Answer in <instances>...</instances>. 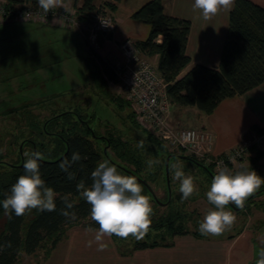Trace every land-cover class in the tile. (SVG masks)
<instances>
[{
  "label": "trees",
  "instance_id": "obj_1",
  "mask_svg": "<svg viewBox=\"0 0 264 264\" xmlns=\"http://www.w3.org/2000/svg\"><path fill=\"white\" fill-rule=\"evenodd\" d=\"M3 1L8 8L13 9L24 4L39 6L37 0ZM76 1L78 0H73V2ZM80 1L81 6L76 10L79 16L77 17L87 20L88 14L95 9V0ZM163 2L164 0H151L133 13L132 19L149 25L150 32L144 41L132 43L144 58L157 57L155 68L166 85L170 105L195 108L204 115H210L223 100L243 95L264 83V8L249 0H235L229 14L228 31L218 65L216 67L199 64L190 66L191 60L186 54L189 23L166 15ZM105 6L109 10L114 9L110 4ZM160 37L161 41L158 42ZM85 44L98 61L100 76L113 82L111 64L102 59L87 42ZM117 105L130 110L126 100H122V104L117 103ZM64 113L62 116H58L62 113H54L49 119L32 115L30 109L14 114L21 123H26L25 126H21L18 133L13 134L16 144H23L22 155L25 152L40 151L44 156L40 162V170L42 179L58 193L55 211L40 212L33 209L19 217L13 212L12 218L9 219L2 207V201L7 194H10L11 186L18 177L24 174L23 164L26 157L23 156V164L19 167L22 162L19 148L12 150L6 147L8 153L3 154L4 136L0 138V220L3 223L0 229V264H17L19 258L39 254L43 256V259L48 258L56 245L65 238L67 231L74 226L81 225L87 229L98 230L99 225L90 216L91 205L80 196L76 185L83 179L86 186H90L91 172L105 159L115 164L122 174L129 175L124 169L131 171L149 186L160 179L163 181L162 187L165 188L163 203L166 205L160 206L154 202L151 194L141 184L142 194L149 196L152 203L154 213L152 225L148 234L140 240L132 236L127 239L111 236L118 246L123 243L126 247L131 245L133 251L141 250L168 245L169 242H165V239L170 241L175 236L190 233L187 225L193 221L192 212L186 209V200L181 199L182 194L178 190L179 182L174 183L173 178H169V196L164 173L165 159L173 155L169 161V175L172 171L170 164L179 162L180 165L189 164L200 170L208 179L207 181L211 182L213 179L211 174L216 175L212 168L205 167L192 155H187L184 150L168 151L154 135L138 125L132 111L129 114V129L135 133L140 130L144 135L138 134L127 141L109 136L102 138L105 142L95 138L98 134L89 125L90 121L84 118L88 117V114L79 113L77 110ZM89 117L93 118L92 115ZM131 123L136 125L134 129ZM250 130L256 135L264 134V129L260 130L257 126H251ZM30 136L33 138L27 142L25 139ZM41 136L46 140L40 138ZM131 140L134 142L131 143ZM140 140L145 142L143 148L137 146ZM106 145L110 152L104 153L103 149ZM77 151L81 154L82 160L74 164L71 169L76 174V179L69 180L67 174L62 172L58 165L65 157L70 158L71 154ZM258 155L257 158H261L260 152ZM6 156L14 161L11 164L3 162ZM149 160H159V163L149 168L147 163ZM197 164L206 169L199 168ZM174 185L177 191L174 190ZM69 193L74 204L73 211L77 215L75 220L61 215V209L64 208L62 197ZM253 198L250 197L245 202L243 209L248 207ZM160 209L163 210L160 212ZM193 234L196 236L199 233Z\"/></svg>",
  "mask_w": 264,
  "mask_h": 264
},
{
  "label": "crops",
  "instance_id": "obj_2",
  "mask_svg": "<svg viewBox=\"0 0 264 264\" xmlns=\"http://www.w3.org/2000/svg\"><path fill=\"white\" fill-rule=\"evenodd\" d=\"M149 1L151 0L94 1L95 9L109 16L113 25L111 33L97 35V42L93 49L102 59L113 65V61L120 59L117 49L120 42L147 39L150 32L149 25L133 20L132 15ZM249 1L264 8V0ZM106 4L112 5L114 9L109 10ZM193 4L194 0H164V13L189 23L186 54L191 60L190 66L199 64L216 67L228 31L229 14L234 5L230 10L221 9L215 16L205 20L200 10H194ZM80 6V0L76 2L60 0V5L54 9L65 10L76 16L79 22L78 27H81L76 30L85 42L93 21L90 17L91 13L88 14L87 20L78 18L76 10ZM12 23L23 25L26 31L32 34L41 32L40 34L44 37L47 35L52 37V34L70 36L74 28L62 27L63 25L59 27L60 25L51 23L29 22L33 29L28 28V23L13 19L0 20V28ZM160 41L161 37L158 39V42ZM146 60L156 66L157 57ZM194 109L170 105L168 124L174 128H194L209 132L213 137L212 154L219 156L229 153L240 144L244 136L248 134L254 136L255 133L250 130L251 126H257L260 130L264 129V83L243 95L223 100L210 115H203ZM247 164L244 162L233 171L255 170L254 165L246 166ZM260 204L248 205L243 211L246 219H236L237 226L229 233H223L220 236L201 234L195 236L193 233L196 232L189 230L188 235L173 237L168 245L134 251L131 250L130 245L124 253L119 252L118 245L111 237L103 236L97 240L98 230L87 229L81 225L77 228L72 227L67 231V235H74V242L65 243L68 253L65 255L64 262L67 261V264H256L260 250L264 249V211L259 209ZM253 208L255 212L252 213ZM64 239L67 240L66 236ZM59 243L53 252L57 250Z\"/></svg>",
  "mask_w": 264,
  "mask_h": 264
},
{
  "label": "rangeland",
  "instance_id": "obj_3",
  "mask_svg": "<svg viewBox=\"0 0 264 264\" xmlns=\"http://www.w3.org/2000/svg\"><path fill=\"white\" fill-rule=\"evenodd\" d=\"M28 24V28H33L31 23ZM78 26L73 28L74 31L71 30L73 33L70 36L52 34V37L51 35L44 37L40 34L41 32H38V34L27 32L25 27L19 23H12L0 28V138L4 136L3 154L8 153L6 147H10L12 150L20 149V147L22 149L23 144L17 145L13 134L18 133L21 126H25L26 123H21L14 114L28 109L31 110L32 115L39 116L41 119H49L54 113L73 110L88 114V117L84 118L90 121L91 128L103 137L113 136L127 141L138 134L144 135L139 130L140 127L137 128L138 133L129 129L128 121L130 122L129 114L131 111L117 105V103L122 104V100L125 101L124 91L115 81L111 82L100 76L98 61L76 30L81 29ZM90 35L85 38L89 46L90 39L88 40V38H90ZM116 62L113 61V64ZM90 115L93 118H90ZM134 126L136 125L131 123L132 129H134ZM259 136L256 134L254 136L250 134L244 136L235 148L240 145L247 148L242 157L234 164L227 165L228 169L233 171L238 165L245 162L248 163L246 166L254 165L257 174L264 178V138L257 140ZM30 138L33 137L30 136L25 140L30 142ZM40 138L46 140L43 136ZM133 142L134 140H131V143ZM163 145L166 149H171L170 146L169 148L167 145ZM106 152H110L108 148H106ZM258 152L261 153V158H257L259 157ZM249 153L251 154L249 155ZM3 160L8 164L14 161V159L7 156ZM181 166L186 175H192L195 178V183L199 187L198 194L194 193L191 196L193 200H186V209L192 212L193 215V221L189 222L187 227L188 230L201 234L199 223L202 222L207 212L214 208V205L210 204L206 197L211 182L207 181L208 179L205 178L204 174L195 167L189 164H181ZM169 178H173L174 183L179 182L174 178L173 170ZM162 183L163 181L159 179L154 184H150L154 195L161 203L165 199V188L162 187ZM200 184H202L201 187ZM173 188L177 191L175 185ZM261 190H264V184L258 191ZM263 196L264 193L255 196L249 205L261 203V207L258 208L264 211ZM246 209L247 207L243 211ZM161 210L163 209L159 211L161 212ZM226 210L231 209L227 206ZM252 210V213L255 212V208ZM231 211L237 219H246L243 211ZM249 214L251 215V213ZM2 225L3 223L0 220V229ZM235 226H237L236 223L224 233L231 232L232 229L236 228ZM74 227L77 228L80 225ZM74 237V235L69 236L66 233L67 240L61 241L57 250L48 258L43 259V256L39 254L19 258L17 264H67V261L64 262L65 255L68 253L65 243H73ZM157 238L159 240L160 237ZM165 242L168 243L169 241L165 239ZM118 247L120 253H124L127 248L123 243H120Z\"/></svg>",
  "mask_w": 264,
  "mask_h": 264
},
{
  "label": "clouds",
  "instance_id": "obj_4",
  "mask_svg": "<svg viewBox=\"0 0 264 264\" xmlns=\"http://www.w3.org/2000/svg\"><path fill=\"white\" fill-rule=\"evenodd\" d=\"M39 7L47 14L60 5V0H37ZM235 0H194L193 8L201 11L205 20L215 16L221 9L230 10ZM195 138V133H189ZM144 140L138 142V147H144ZM23 164L24 174L20 175L11 186L10 194L2 201V207L9 219L11 213L17 217L33 209L40 212L56 210L58 193L42 179L41 164L44 159L40 151L25 152ZM82 160L81 154L73 152L71 157H65L59 163V169L67 174L69 180L76 179L71 171L74 164ZM149 168L158 164L159 160L147 161ZM174 170V178L179 181L181 199L187 200L194 193L198 194L199 187L192 175H186L179 162L170 164ZM92 183L86 186L81 179L77 185L80 196L91 205V219L99 225L96 239L113 235L127 239L129 236L137 240L143 239L152 225L153 207L149 196L142 194L143 186L135 176L122 174L120 169L105 159L91 172ZM264 184V178L255 170H239L233 172L227 167L221 168L213 177L207 200L214 205L199 223L201 235L220 236L230 229L236 221L231 210H226L229 204L237 209H243L245 202L252 197ZM71 193L62 197L64 208L61 215L75 220L74 204L70 199ZM256 264H264V249L259 252Z\"/></svg>",
  "mask_w": 264,
  "mask_h": 264
},
{
  "label": "built area",
  "instance_id": "obj_5",
  "mask_svg": "<svg viewBox=\"0 0 264 264\" xmlns=\"http://www.w3.org/2000/svg\"><path fill=\"white\" fill-rule=\"evenodd\" d=\"M93 25L88 30L90 47L96 45L98 34H108L113 31L111 18L94 9L91 14ZM13 19L22 22H40L77 27L78 19L65 10L51 9L45 14L41 7L20 5L8 8L4 1L0 2V20ZM120 59L111 65L114 80L121 86L130 110L135 116L138 125L145 131L154 135L161 143L170 146V152L184 150L192 155L205 167L218 173L221 168L234 164L242 157L247 147L240 145L233 151L214 156L211 152L213 137L205 131L194 129H181L168 124L170 103L166 94V85L160 78L155 66L149 63L129 40L122 41L117 46ZM189 133H195V138ZM262 140L264 134L257 137ZM169 147V148H170Z\"/></svg>",
  "mask_w": 264,
  "mask_h": 264
},
{
  "label": "water",
  "instance_id": "obj_6",
  "mask_svg": "<svg viewBox=\"0 0 264 264\" xmlns=\"http://www.w3.org/2000/svg\"><path fill=\"white\" fill-rule=\"evenodd\" d=\"M65 113H62L61 115H58V116H62V115H64ZM102 138H104V137H102ZM107 147H108V145H107ZM106 147V148H107ZM106 148H104V153H106ZM19 152H20V155H21V164L19 165V167H21L22 166V164H23V157H22V154H21V147H20V149H19ZM67 152V151H66ZM65 152V153H66ZM173 155H169V156H167L166 157V159H165V163H164V173H165V179H166V185H167V190H168V194H169V196H170V188H169V161H170V159H171V157H172ZM197 166L199 167V168H201V169H203V170H205L206 168L205 167H203V166H201L200 164H197ZM129 175H131V176H135L131 171H128V170H126V169H124ZM211 174V173H210ZM137 179H138V181L148 190V192L151 194V196H152V198H153V200H154V202L156 203V204H158V205H160V206H164V205H166V203H161L157 198H156V196L154 195V193H153V191H152V189L150 188V186L147 184V183H145L143 180H141L139 177H137V176H135ZM211 177L213 178L214 177V175L213 174H211ZM264 192V190H261V191H258V192H256L251 198H253V197H255V196H257V195H259V194H261V193H263ZM228 207L231 209V210H233V211H235V212H241V211H243V209H237L233 204H229L228 205Z\"/></svg>",
  "mask_w": 264,
  "mask_h": 264
},
{
  "label": "flooded vegetation",
  "instance_id": "obj_7",
  "mask_svg": "<svg viewBox=\"0 0 264 264\" xmlns=\"http://www.w3.org/2000/svg\"><path fill=\"white\" fill-rule=\"evenodd\" d=\"M102 137L103 136H101V135H97L95 138H97V139H99V140H102ZM102 141H104L105 142V140H102ZM106 147H107V145H106ZM104 150V149H103ZM22 157H23V155H22ZM20 158H21V155H20ZM22 160V159H21Z\"/></svg>",
  "mask_w": 264,
  "mask_h": 264
}]
</instances>
